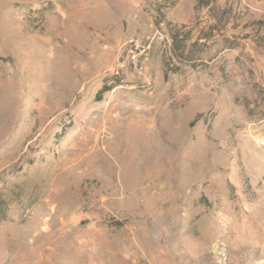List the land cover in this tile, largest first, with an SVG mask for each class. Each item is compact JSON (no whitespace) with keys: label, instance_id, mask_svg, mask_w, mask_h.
<instances>
[{"label":"rangeland","instance_id":"1","mask_svg":"<svg viewBox=\"0 0 264 264\" xmlns=\"http://www.w3.org/2000/svg\"><path fill=\"white\" fill-rule=\"evenodd\" d=\"M198 1L0 0V264H264V0Z\"/></svg>","mask_w":264,"mask_h":264},{"label":"trees","instance_id":"2","mask_svg":"<svg viewBox=\"0 0 264 264\" xmlns=\"http://www.w3.org/2000/svg\"><path fill=\"white\" fill-rule=\"evenodd\" d=\"M210 5L208 0H199L198 9L202 10ZM213 15V21L207 22L206 25L199 31V36L196 40L189 45V34L190 32L182 33L179 30L171 33L172 38V51L174 55L180 60L191 62L197 60L196 55L203 51V46L207 44L213 37L215 32L220 31L221 27L226 25V16L228 10H218L216 7H212L210 10ZM200 41H204L201 44ZM199 48V49H197ZM101 96V95H100Z\"/></svg>","mask_w":264,"mask_h":264}]
</instances>
